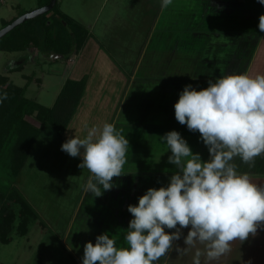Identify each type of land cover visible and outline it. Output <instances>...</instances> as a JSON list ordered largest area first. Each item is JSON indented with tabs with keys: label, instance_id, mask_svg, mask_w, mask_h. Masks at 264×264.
I'll return each mask as SVG.
<instances>
[{
	"label": "clouds",
	"instance_id": "9594fccd",
	"mask_svg": "<svg viewBox=\"0 0 264 264\" xmlns=\"http://www.w3.org/2000/svg\"><path fill=\"white\" fill-rule=\"evenodd\" d=\"M171 2L163 0L162 7ZM258 28L264 33V14ZM174 110L179 124L200 133L209 159L194 154L178 131L160 137L177 171L166 187L149 188L137 205L128 206L133 218L124 237L127 247L118 248L108 233L101 234L95 244L84 245L82 264H154L173 250L184 228H189L186 247L175 250L187 254L195 249L192 264H201L202 256L211 264L231 252L232 242L247 240L264 225V186L252 183L234 163L239 158L251 167L264 154V75L217 77L199 91L186 85ZM128 149L129 141L111 123L61 146L69 156L82 158L78 167L91 173L84 190L96 197L122 175Z\"/></svg>",
	"mask_w": 264,
	"mask_h": 264
},
{
	"label": "rangeland",
	"instance_id": "374dc122",
	"mask_svg": "<svg viewBox=\"0 0 264 264\" xmlns=\"http://www.w3.org/2000/svg\"><path fill=\"white\" fill-rule=\"evenodd\" d=\"M160 1L163 2V0ZM200 1L178 0L174 2L172 0V4L184 8V14L186 15L187 9L195 10L199 5L203 6ZM231 1L239 3L240 0ZM43 2L47 4L50 0H0V29L7 24L6 22L27 11L43 6ZM153 3L152 0H58L57 5L63 12L90 29L89 31L93 36H91L92 41L88 39L86 44L79 49V52L72 53L69 58L55 57L54 53L46 55L35 47L24 51L0 50V74L9 76L10 80L18 85L25 86L28 84L26 94L29 97L45 105L52 106L68 77H81L85 73H91L90 65H93L94 59L88 57L86 51L88 49L92 50L91 53L94 52L92 44L96 42L94 43L93 40L102 45V49L106 54L108 51L115 57L112 58L114 60L112 61L117 68L124 73H129L136 66L140 55L138 43L141 40H137V38H139V35L143 36L139 34L136 26L134 27L135 22L137 26L143 23L145 26L152 28L156 18L153 17V14L146 16L144 13L154 12L162 5V3L159 4L158 0H153ZM238 7L240 12H237V16L244 17V28L246 30L243 31L248 32L250 31L248 29L258 27L259 17L264 14V5L260 4L258 0H241ZM163 23L165 24V21ZM182 23L184 22L182 21ZM203 23V28L200 30H193L194 26H186L181 30L179 28L178 30H148V32L153 31L152 38L154 41L149 42L145 51L147 56L143 57L141 66L146 68L148 65L153 66L162 64V62L166 64V60L169 61L171 57V49L168 50L169 45L175 42V38H179L181 45L188 48L186 55L182 56V64L187 63L186 71L189 75L192 72L193 64H195L191 54L197 46L204 44L205 39H207L206 35L208 34H205L202 30H207V32L211 30L213 33L218 29L217 23L212 24V21L205 19ZM189 25L192 24L189 23ZM157 26L158 23H156V28H158ZM141 36L140 39L143 40ZM255 39L256 37L252 36L249 44L248 42L245 44L252 47L250 51L248 50V53L253 50L256 51L254 47L256 44ZM158 40H162V42ZM183 47L182 49H184ZM95 53H93L94 57H96ZM205 53L207 52L203 51V55ZM234 53H236V56L241 53L242 57L246 54V51L244 49L240 51L239 48ZM182 54H185V52ZM225 55H223L220 64L217 66L213 63L215 62L214 58L209 59L210 62L206 63L203 73H212V70L217 71L219 66L221 74L225 73L228 64L227 58L230 57V53ZM236 56L234 57L237 58ZM161 59H163L162 62ZM180 60H176V56L173 59L171 58V65L169 66L173 67V64L180 62ZM97 61L98 59L95 60L94 64ZM108 61L112 63V61ZM107 69L106 61L100 64L99 69H96L95 75L91 78L92 81H95V86L100 84L97 81L99 78L96 76L101 74L100 79L104 78ZM171 69H167L168 74H170ZM141 72L143 75L153 78L151 68H146V70L141 68ZM111 76L109 80H113ZM115 76L117 78H113L117 94V91L120 90L118 88L121 81L118 75ZM88 84L77 108L76 114H78L75 115L76 117L74 116L75 119H72L67 131L62 136L44 133L33 147L24 170L15 183L22 195L37 211L38 217L30 212V221L23 226L26 233L21 234L17 229V225H20L19 213L22 206L16 203L12 207L17 220L11 233V241L4 243L0 240V264H82V259L76 258L72 250V243L74 242L69 241L74 234L70 225L76 206L79 205L78 203L82 198L84 186L88 179L87 176H90L91 173L86 168L81 169L78 167L82 163L81 157L73 158L69 156L61 150V146L74 136L84 138L91 128H102L105 123H111L118 128L116 122L118 118V100L114 98L112 100H99L96 98L99 97L98 91L93 90L95 88L94 84L91 81ZM106 95L110 97L114 95V92L106 93ZM86 107L88 108L86 109ZM130 108L131 106L127 107L125 111V114L129 116L131 115ZM142 111H144V108L139 109V114H142ZM86 112L90 114L87 116ZM132 115L134 117L136 113ZM125 117L128 118V116ZM29 119L39 123L35 117L29 116ZM142 119L140 121H144ZM123 133L126 132L123 131ZM187 143L191 144L190 148L192 150L198 148V153H202L204 155H202V158L206 161L205 156L209 151L200 139L198 131L193 136L187 137ZM201 143H203L202 146ZM146 145L140 143L136 148L138 155L146 156L145 159H148L151 155V159L156 157L157 160H160L164 157L160 155V151H167L166 147L150 149ZM234 163L238 166L237 171L247 170L248 172H263L264 174V154L256 157L255 165L251 167L244 164L239 158H236ZM169 165L172 169L176 168L173 164ZM169 165H163V167L169 168ZM2 203L3 200L0 198V204ZM8 211L9 209H7Z\"/></svg>",
	"mask_w": 264,
	"mask_h": 264
},
{
	"label": "crops",
	"instance_id": "0c3cea01",
	"mask_svg": "<svg viewBox=\"0 0 264 264\" xmlns=\"http://www.w3.org/2000/svg\"><path fill=\"white\" fill-rule=\"evenodd\" d=\"M173 1L177 2L178 0ZM158 2L160 5L161 3L163 4L160 0ZM200 2L203 6L199 5L195 10L187 9L186 15L184 14V8L180 5L174 6L175 4H172V2L167 7H162L161 5L154 12L144 13L146 16L153 14L156 20L152 28L145 26L143 23L137 26L135 22L134 27L136 26L139 34L143 36L139 35V38H137V40H141L138 43L140 55L136 66L129 73H124L117 68L112 59L115 57L107 50L106 54L102 49V45L98 44L97 41L93 40L97 44H92L96 57L93 56L94 52L91 53L92 50L86 48L88 57L94 59V62L98 59L96 64L93 62V65H90L91 73L84 74L88 76V82L91 81L94 84L93 86H95V81H92L91 78L95 75L96 69L100 68L102 62H107L109 70H106V76L104 75L102 79H100L101 74L96 76L99 78L97 81L100 84L97 83L99 86H95L93 90L98 91L99 97L96 98L99 100H112V98L118 100L117 129L121 130L122 134L129 141V149L126 153V163L123 165L122 175L120 177H113V187L111 190L103 191L101 189L102 195L99 197L84 190L82 198L78 203L79 205L76 206L70 225L74 234L70 237L69 241L74 242H71L73 244L72 250L78 259L83 258L84 245L87 242L95 244L97 236L104 233H108L109 237L116 241V247H127L128 245L124 237L127 234L129 221L133 218L127 210L128 206L137 205L139 197L144 195L149 188L166 187L170 182V177L177 171L176 168L172 169L170 167L169 164L171 163L168 162V157L171 155V151L168 149L166 142L162 141L160 137L164 136L167 132L175 130L187 141V137L193 136L195 133L189 131L186 125L179 124L175 119L174 104L178 101L179 94L186 85H191L199 91L208 87L209 82H214L217 77L242 73H247L252 77L262 75V73L264 75V33L260 32L258 27L248 29L250 30L248 32L243 31L246 30L244 28V17L237 16V12H240L238 9L239 3H233L234 1L231 0H201ZM237 4L238 6L236 7ZM204 19L212 21V24L217 23L218 29L213 33L211 30L208 32L207 30H202L205 34H208L206 35L207 39H205L204 44L197 46L193 50L191 58L195 61V64H193L192 72L189 75H187L188 71H186L187 63L182 64V56L186 55L188 48H184L181 45L179 38H175V42L169 45L168 50L171 49V57L169 61L166 60V64H163V59H161L162 64L146 66V68H151L153 78L142 74L141 68L146 70L145 67L141 66L143 57L147 56L145 55L146 48L150 41H154L152 38L153 31L148 32V30H178V28L181 30V28H185L186 26H194L193 30H200L203 28ZM164 21L165 24L163 23ZM156 23H158V28H156ZM189 23L192 25H189ZM173 26L176 27L174 28ZM140 30L143 31L141 32ZM140 36L143 40L140 39ZM252 36L256 37V44L254 46L256 51L253 50L248 53L252 47L245 44L247 42L249 44ZM91 39L90 37L89 40ZM158 41L162 42V40ZM239 48L240 51L243 49L246 51V54L242 55V57L241 53L237 54V56L234 53ZM203 51L207 53L203 55ZM254 51L255 53H253ZM183 52L185 54L181 55ZM228 53H230V57L228 56L227 58L228 64L225 73L221 74L220 66L217 67L219 68L217 71L212 70V73H203L206 63L210 62L209 59L214 58L215 62H212L217 66L220 64L223 55H227ZM175 56L176 60H181L173 64V67H170V60ZM108 60L113 61L109 63ZM168 68H172L169 71L170 74H168ZM114 74L118 75L121 81L118 88L120 90L117 91V94L113 78L116 76ZM110 75H112L113 80H109ZM110 92H114L115 96L108 97L106 93ZM129 106H131L130 116L125 114ZM143 108L144 111H142V114H139V109ZM86 113L87 116L90 114ZM135 113L136 116L133 117L132 114ZM77 114L75 113L76 116ZM125 116H128V118ZM141 118L144 121H140ZM123 131L126 133H123ZM140 143L142 145L147 144L146 146L150 147V149L155 147L162 149L166 147L167 151H160V155L164 156L160 160H157L156 157L151 159V155L148 159H145L144 157L146 156L138 155L136 150ZM202 144L200 145L202 146ZM188 145L190 146L191 144L188 143ZM198 151V148L192 150L194 154L198 153ZM202 155L201 153V158ZM205 157L207 161L209 159V152ZM202 160L204 161L203 158ZM163 165H169V168H164ZM238 172L247 173L252 183L257 186H264L263 172H248L247 170ZM87 178H89V175ZM165 230L169 232L175 231V229ZM181 231V239L174 241L173 250L161 257L159 261L154 262V264H192L195 249H192L187 254H178L175 250L176 246L180 248L186 247L184 237L187 235L189 228H184ZM197 247L203 249L202 245H197ZM201 264H206L204 256L201 257ZM211 264H264V225L259 227L255 235H250L247 240L232 242L231 252L222 256L219 260L212 261Z\"/></svg>",
	"mask_w": 264,
	"mask_h": 264
},
{
	"label": "trees",
	"instance_id": "16d2710c",
	"mask_svg": "<svg viewBox=\"0 0 264 264\" xmlns=\"http://www.w3.org/2000/svg\"><path fill=\"white\" fill-rule=\"evenodd\" d=\"M52 10L23 22L0 38V50L24 51L35 47L46 55L57 53L66 58L79 51L92 36L89 28L63 12L57 3ZM87 84L86 75L68 77L54 104L48 106L26 94L28 84L18 85L9 76L0 74V198L4 203L0 204L2 242L11 241L17 220L12 207L16 203L22 206L20 225H17L21 234L26 233L23 226L30 221V212L38 217L37 211L15 183L39 138L44 133L62 136L67 131ZM29 116L35 117L39 123L31 121Z\"/></svg>",
	"mask_w": 264,
	"mask_h": 264
},
{
	"label": "water",
	"instance_id": "95a60500",
	"mask_svg": "<svg viewBox=\"0 0 264 264\" xmlns=\"http://www.w3.org/2000/svg\"><path fill=\"white\" fill-rule=\"evenodd\" d=\"M57 1L58 0H50V2H48L47 4L35 8L33 10L27 11L21 14L20 16H18L17 18L13 19L11 22H9L0 29V38H2L4 35L9 33L11 30L16 28L18 25L22 24L23 22L50 11L56 5ZM54 56L64 57L63 54H57V53H54Z\"/></svg>",
	"mask_w": 264,
	"mask_h": 264
},
{
	"label": "flooded vegetation",
	"instance_id": "af4514ba",
	"mask_svg": "<svg viewBox=\"0 0 264 264\" xmlns=\"http://www.w3.org/2000/svg\"><path fill=\"white\" fill-rule=\"evenodd\" d=\"M12 21V20H11Z\"/></svg>",
	"mask_w": 264,
	"mask_h": 264
}]
</instances>
